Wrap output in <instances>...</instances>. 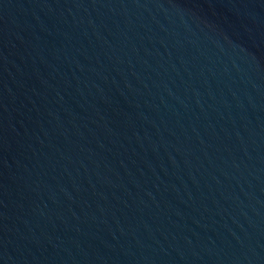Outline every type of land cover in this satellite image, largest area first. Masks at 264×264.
I'll return each mask as SVG.
<instances>
[{
    "label": "water",
    "instance_id": "water-1",
    "mask_svg": "<svg viewBox=\"0 0 264 264\" xmlns=\"http://www.w3.org/2000/svg\"><path fill=\"white\" fill-rule=\"evenodd\" d=\"M0 264H264V0H0Z\"/></svg>",
    "mask_w": 264,
    "mask_h": 264
}]
</instances>
